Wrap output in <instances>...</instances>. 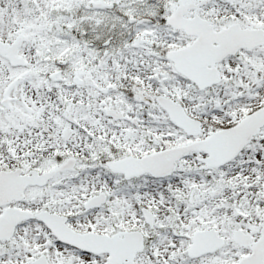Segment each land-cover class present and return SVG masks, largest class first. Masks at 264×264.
Listing matches in <instances>:
<instances>
[{
    "label": "snow or ice",
    "instance_id": "obj_1",
    "mask_svg": "<svg viewBox=\"0 0 264 264\" xmlns=\"http://www.w3.org/2000/svg\"><path fill=\"white\" fill-rule=\"evenodd\" d=\"M0 264H264V0H0Z\"/></svg>",
    "mask_w": 264,
    "mask_h": 264
}]
</instances>
